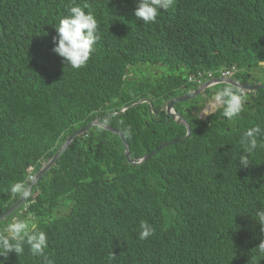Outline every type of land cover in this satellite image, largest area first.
Returning <instances> with one entry per match:
<instances>
[{"label": "trees", "instance_id": "16d2710c", "mask_svg": "<svg viewBox=\"0 0 264 264\" xmlns=\"http://www.w3.org/2000/svg\"><path fill=\"white\" fill-rule=\"evenodd\" d=\"M136 2L0 0V197L24 181L36 157L54 154L85 124L69 106L70 93L84 92L88 85L97 100L93 84L109 114L142 99L158 112L178 96L187 74L235 66L236 79L245 82L249 65L264 59V0H174L153 23L134 16ZM74 5L98 22L99 39L79 69L67 67L52 51L54 27ZM146 62L164 68L145 69V79L125 76L129 67ZM251 102L235 125L222 108L212 109L204 123L184 115L178 105L191 128L185 140L186 129L167 122L165 113L156 123L147 105L128 109L114 121L131 159L182 140L140 165L127 162L119 137L107 144L105 137L112 135L101 131L98 147L92 135L77 138L40 181L50 212L59 211L54 217L39 209L40 221H50L43 231L47 240L58 239L53 251L67 246L51 259L61 264H69L72 256L71 264H264L258 247L264 224L256 216L264 210V89ZM256 125L258 146L248 154V166L240 167V139ZM142 221L155 229L146 240L138 238Z\"/></svg>", "mask_w": 264, "mask_h": 264}, {"label": "clouds", "instance_id": "9594fccd", "mask_svg": "<svg viewBox=\"0 0 264 264\" xmlns=\"http://www.w3.org/2000/svg\"><path fill=\"white\" fill-rule=\"evenodd\" d=\"M173 2L174 0H137L134 16L137 19H142L145 23H153L160 15L165 14V12L169 10ZM84 7L87 8L88 5L85 4ZM54 28L56 35L53 37V44L55 46L52 51L58 57L62 58L63 64L67 67H71L72 69L84 67L94 51L93 45L99 39L97 33L98 22L95 16L91 12L86 14L82 7L74 5L68 9V15L60 19L58 25ZM158 68L164 67L157 62H146L136 69L129 67L126 70L125 76L137 78L138 75V78L145 79L143 77L145 69L156 73L155 70ZM195 69L196 64H194L190 72L193 73ZM238 73L239 70L237 67L233 66L229 69L206 73L205 75L199 71L193 74V76H190L191 73L187 74V82L177 87L178 96L163 103L158 112L153 110L149 99H142L131 105L122 106L119 108L120 110L118 109L119 111L109 114L107 113V107L109 106L100 102L98 91L93 84H91V90L97 100L93 99L90 95L88 85H86L84 92L78 90L75 94L69 92V106L76 113L84 117L85 124L67 136L64 143L54 154L50 156L44 154L36 157L34 159V164L27 167V177L24 181L10 185L5 193L6 195H1L0 264H61L58 261H53L51 255L53 252L58 253L63 251L67 246L53 251L58 239L52 238L47 240V235L43 231V228L46 224H49L50 221L46 223L40 221L39 209L47 210L49 215H53L54 217L59 214V211L57 208L54 210V214L56 215L50 212L52 211L51 202L48 201V198H44V191L43 188H40V181L47 176L49 170L56 166L57 161L69 149L70 146L54 160V156L61 150L69 137L86 128L87 130L75 137L72 143L81 136L89 138L92 135L91 138L94 142V147H98V145L102 143V138H104V136L101 135V131H103L112 135L111 137H105L107 138L105 143H114L113 136H116L120 138L123 144L124 136L122 132L117 130L114 118L123 114L130 108H136L141 105H147L149 115L155 116L156 123L159 122V114L163 112L165 113L167 122L173 120L176 124L183 126L186 129L185 137L187 136L188 129L191 132V128L184 115L197 118L207 123L209 116H211V110L213 109L215 111L217 108H222L223 117L227 118V121L231 125H235L239 114L243 110L246 111L247 108H251L253 94L258 90L264 89V59L257 60L249 65L246 71L245 82L236 79ZM221 81H233L237 86ZM187 84L193 86L189 88ZM257 86H262V88H256ZM199 88L204 89L198 94H193ZM124 97L125 96L119 93V100L121 98L124 99ZM174 99H180L181 102L170 108V113L175 117L173 119L167 116V107L168 103ZM141 101H144V103H140ZM178 105H182L181 109L184 115L178 113L176 109ZM107 120H113V123ZM182 122H184L185 125H183ZM106 127L113 129L114 132L107 130ZM126 134L131 135L130 129L126 130ZM260 134L261 128L259 125L244 131L240 139V144L243 147V153H241L238 158L240 167L248 166V154L257 148V137ZM184 138L182 140H185ZM124 142L126 143L125 140ZM143 158L134 160L136 163L131 165H140L149 160L147 159L141 162L140 160ZM43 171V175L38 178V175ZM55 195L56 193L50 194L52 197ZM116 206L122 208L119 203H115L114 207ZM35 215L38 216V219H36ZM256 216L259 224H264V210H258ZM140 229L141 231L138 237L140 240H146L153 235L155 231L147 221H142L140 223ZM112 246L114 251L119 248L114 242H112ZM258 247L261 252H264V241H261ZM72 258L73 256L69 264L72 263ZM113 258L114 255L109 257L110 260Z\"/></svg>", "mask_w": 264, "mask_h": 264}, {"label": "water", "instance_id": "95a60500", "mask_svg": "<svg viewBox=\"0 0 264 264\" xmlns=\"http://www.w3.org/2000/svg\"><path fill=\"white\" fill-rule=\"evenodd\" d=\"M221 82H226V83L232 84V85H234V86H237V84L234 83L233 81H221ZM206 86H207V85H206ZM206 86H205V87H206ZM205 87H204V88H205ZM204 88H199V89H197L193 94H195V93H196V94L200 93L201 90H203ZM256 88H262V86H257ZM191 95H192V94H191ZM180 102H181L180 99H174V100H172V101H170V102L168 103V107H167V116H168V117H171V118H173V119L175 118L174 115H172V114L170 113V108H172V106H174V105H176V104H178V103H180ZM140 103H144V101H141ZM182 124L185 125L184 122H182ZM106 129L109 130V131H113V132H114V130L111 129V128H109V127H106ZM86 130H87V129L84 128V129L80 130L79 132L75 133L74 135H72L71 137H69V138L66 140L65 144L63 145V147L61 148V150H60V151L54 156V160H56L57 157H59V155H60L62 152H64V151L70 146V144L72 143V141L74 140L75 137H77L78 135H81V134L84 133ZM118 134L121 135L120 133H118ZM190 136H191V132H190V130L188 129L187 136H186L184 139H188ZM180 142H181V141L167 142V143H165L164 145H162L159 149L155 150L152 154L145 156V157H144L143 159H141L140 161H141V162H144V161H146L147 159H150V158H151L152 156H154L155 154H157L159 150H161V149H163V148H166V147H168V146H174V145H177V144H179ZM123 145H124V156H125L127 162H128L129 164H135L136 162L130 158L129 148H128L127 144L124 142V140H123ZM46 169H47V168H46ZM46 169H45V170H46ZM45 170H44V171H45ZM44 171L38 175V178H40V177L43 175Z\"/></svg>", "mask_w": 264, "mask_h": 264}, {"label": "rangeland", "instance_id": "374dc122", "mask_svg": "<svg viewBox=\"0 0 264 264\" xmlns=\"http://www.w3.org/2000/svg\"><path fill=\"white\" fill-rule=\"evenodd\" d=\"M125 73H126V71H125ZM136 74H137V71H136ZM124 79L126 78V77H123ZM137 79H138V75H137ZM116 123V122H115Z\"/></svg>", "mask_w": 264, "mask_h": 264}, {"label": "flooded vegetation", "instance_id": "af4514ba", "mask_svg": "<svg viewBox=\"0 0 264 264\" xmlns=\"http://www.w3.org/2000/svg\"><path fill=\"white\" fill-rule=\"evenodd\" d=\"M33 215V214H32ZM34 216V215H33ZM35 217H36V219H38V216L37 215H35Z\"/></svg>", "mask_w": 264, "mask_h": 264}]
</instances>
